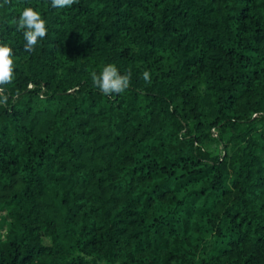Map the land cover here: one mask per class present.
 <instances>
[{"label":"trees","instance_id":"obj_1","mask_svg":"<svg viewBox=\"0 0 264 264\" xmlns=\"http://www.w3.org/2000/svg\"><path fill=\"white\" fill-rule=\"evenodd\" d=\"M0 43V264H264V0H0Z\"/></svg>","mask_w":264,"mask_h":264},{"label":"clouds","instance_id":"obj_2","mask_svg":"<svg viewBox=\"0 0 264 264\" xmlns=\"http://www.w3.org/2000/svg\"><path fill=\"white\" fill-rule=\"evenodd\" d=\"M5 2L7 3L8 0ZM76 2L77 0H50V5L53 9H65L71 8ZM12 23L16 25L17 31L23 33L24 51L27 53L34 52L38 42L48 34L46 21L42 19L40 12L30 6L24 7L19 17L12 19ZM14 78L13 49L5 43H0V105L8 102L5 86L11 84ZM142 78L146 83H151L149 71H144ZM91 79L93 86L106 96L123 93L131 83L130 74L121 75L114 64L105 65L99 74L92 72Z\"/></svg>","mask_w":264,"mask_h":264},{"label":"rangeland","instance_id":"obj_3","mask_svg":"<svg viewBox=\"0 0 264 264\" xmlns=\"http://www.w3.org/2000/svg\"><path fill=\"white\" fill-rule=\"evenodd\" d=\"M5 215V212L4 211H0V217L4 216ZM1 220V219H0ZM1 222V221H0ZM4 229H5V226H2L0 227V234L3 235V232H4Z\"/></svg>","mask_w":264,"mask_h":264}]
</instances>
